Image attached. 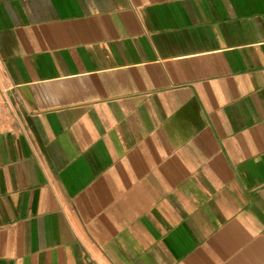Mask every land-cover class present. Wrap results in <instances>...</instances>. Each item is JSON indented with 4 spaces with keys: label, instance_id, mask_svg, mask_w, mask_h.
Masks as SVG:
<instances>
[{
    "label": "crops",
    "instance_id": "0c3cea01",
    "mask_svg": "<svg viewBox=\"0 0 264 264\" xmlns=\"http://www.w3.org/2000/svg\"><path fill=\"white\" fill-rule=\"evenodd\" d=\"M0 264H264V0H0Z\"/></svg>",
    "mask_w": 264,
    "mask_h": 264
}]
</instances>
